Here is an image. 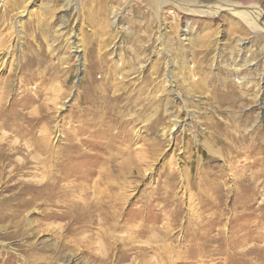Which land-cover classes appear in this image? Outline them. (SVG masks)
Segmentation results:
<instances>
[{
	"label": "rangeland",
	"instance_id": "obj_1",
	"mask_svg": "<svg viewBox=\"0 0 264 264\" xmlns=\"http://www.w3.org/2000/svg\"><path fill=\"white\" fill-rule=\"evenodd\" d=\"M252 25L264 0H0V264H264Z\"/></svg>",
	"mask_w": 264,
	"mask_h": 264
},
{
	"label": "bare ground",
	"instance_id": "obj_2",
	"mask_svg": "<svg viewBox=\"0 0 264 264\" xmlns=\"http://www.w3.org/2000/svg\"><path fill=\"white\" fill-rule=\"evenodd\" d=\"M200 9H194V10H191V13L193 15H196L197 17H215L216 15H218V13L220 11H226V12H229L230 14L234 15L235 17H242V19H246V17L244 18L245 16V13L243 12L242 9H240V7L238 6H225V7H217V6H208V7H198ZM201 10V11H200ZM253 14V13H252ZM247 15V14H246ZM249 15H247L248 17ZM258 19H259V16L255 15L254 19H253V22L257 23L258 22ZM115 22V20L113 21ZM252 28L253 29H257V26L256 25H252ZM259 29H257L259 32L263 33L264 34V26L262 25L261 27H258ZM256 31V30H255ZM15 40V39H14ZM8 48V47H7ZM5 49V48H4ZM6 50V49H5ZM12 50V49H11ZM7 51V50H6ZM5 51V52H6ZM10 52V51H9ZM7 53V52H6ZM1 54H4V53H1ZM12 55V54H11ZM20 68V67H19ZM17 69V68H16ZM20 70V69H19ZM16 72V71H15ZM9 79V78H8ZM171 86V85H170ZM12 91V90H11ZM1 95V94H0ZM1 112V111H0ZM3 112V111H2ZM12 115V114H11ZM17 115V114H16ZM9 116V115H8ZM19 118V117H18ZM10 120V119H9ZM19 121V120H18ZM36 120L35 119H31L30 120V123H33L35 122ZM3 122V121H2ZM1 123V122H0ZM9 123V122H8ZM22 123V122H21ZM3 125V124H2ZM8 125V124H6ZM11 125V124H10ZM28 125V124H27ZM26 126V125H25ZM30 126V125H29ZM215 126V125H214ZM28 127V126H27ZM15 128V126H14ZM17 128V127H16ZM20 131V130H19ZM29 132V131H28ZM56 132H57V128H56ZM27 133V132H26ZM30 133V132H29ZM82 145V144H81ZM75 146V145H74ZM77 146V145H76ZM209 149V148H208ZM72 151V150H71ZM66 152V151H65ZM74 152V151H73ZM211 153H214L213 151L210 150ZM217 154V152H215ZM71 154V153H70ZM8 156V154H7ZM68 156V155H67ZM6 157V156H5ZM74 157V156H73ZM69 161V160H68ZM189 173H191V170L189 171ZM171 174V173H170ZM174 174V173H173ZM88 175H84V179H87ZM76 178V177H75ZM173 176H171L170 178V182L172 180ZM169 182V180H168ZM69 188V187H68ZM117 214V213H116ZM109 224V222H108ZM131 229V228H130ZM135 229V228H134ZM147 231H145L144 228H138L136 231L132 232L134 234L137 233V235L141 234V233H145ZM147 236V235H146ZM135 238V237H134ZM130 240V239H129ZM129 242V241H128ZM123 245V248L127 249L126 248V245L122 244ZM133 248H129L128 250H121L122 251V254H121V257H120V261L121 259H127L128 258V255L130 251H132ZM136 250V249H135ZM150 250V249H149ZM143 258V257H142ZM122 262V261H121Z\"/></svg>",
	"mask_w": 264,
	"mask_h": 264
}]
</instances>
